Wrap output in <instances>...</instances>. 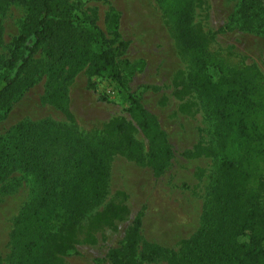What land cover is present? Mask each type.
<instances>
[{
  "label": "trees",
  "instance_id": "trees-1",
  "mask_svg": "<svg viewBox=\"0 0 264 264\" xmlns=\"http://www.w3.org/2000/svg\"><path fill=\"white\" fill-rule=\"evenodd\" d=\"M8 1L23 7L25 15L7 57L0 59V121L43 78L42 102L69 117L67 86L76 75L84 71L88 78L105 77L125 96L128 114L147 141L148 165L155 176L162 175L174 153L158 120L127 91L137 65L125 58L128 43L119 32V13L108 8L103 31L97 8L81 0ZM167 1L177 5L175 40L194 62L193 81L215 118L216 145L221 151L230 146L234 156L220 163L199 228L181 242L178 252L144 241L138 213L123 244L110 249L105 259L110 264H264V178L253 168L264 143L256 123V115L264 111V76L251 65L225 72L217 68L218 77L206 79V52L192 26L195 0ZM232 31L264 37V0H238L217 30ZM39 52L41 59H36ZM127 146L131 158L144 160L131 137ZM12 169L32 177L36 196L15 219L9 264H55L72 250L61 243V234L75 227L105 194L107 150L63 124L20 122L0 136V183Z\"/></svg>",
  "mask_w": 264,
  "mask_h": 264
},
{
  "label": "rangeland",
  "instance_id": "rangeland-1",
  "mask_svg": "<svg viewBox=\"0 0 264 264\" xmlns=\"http://www.w3.org/2000/svg\"><path fill=\"white\" fill-rule=\"evenodd\" d=\"M81 1L86 7L97 8L98 26L103 31L108 8L119 13V32L128 43L125 58L137 65L126 88L165 132L174 153L170 166L160 176L153 174L146 157L147 141L128 114L125 96L105 77L88 78L84 71L67 86L69 117L42 102L43 78L25 91L0 121V136L20 122L51 121L69 126L107 150L105 194L75 227L61 234V243L72 250L57 257L55 264H110L105 259L107 252L123 244L125 232L138 213L142 214L140 235L144 241L178 252L181 242L199 228L220 163L230 161L234 152L230 146L225 151L217 147L213 112L193 81L194 62L175 40L173 14L177 5L167 0ZM237 1L195 0L192 26L206 52L202 55L208 66L206 79L215 80L217 68L225 72L251 65L264 76V37L217 32ZM24 15L23 7L0 0V59L7 57ZM36 59H41L40 52ZM89 82L92 87H88ZM256 123L264 135V111L256 115ZM130 137L142 149V162L129 156ZM253 168L264 178V143ZM35 196L32 177L17 169L10 170L0 183V264H9L15 219ZM261 196L264 206V190ZM239 240L245 242L246 238Z\"/></svg>",
  "mask_w": 264,
  "mask_h": 264
}]
</instances>
